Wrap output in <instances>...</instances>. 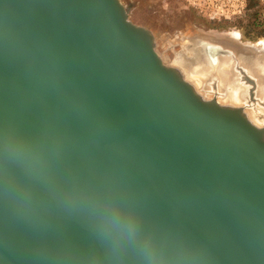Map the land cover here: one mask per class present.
Listing matches in <instances>:
<instances>
[{
    "label": "water",
    "instance_id": "water-1",
    "mask_svg": "<svg viewBox=\"0 0 264 264\" xmlns=\"http://www.w3.org/2000/svg\"><path fill=\"white\" fill-rule=\"evenodd\" d=\"M130 11L120 0H0V264H145L111 249L105 203L135 219L162 264H264V119L252 116L264 77L204 40L216 63L195 44L206 71L184 74ZM11 144L39 155L50 186Z\"/></svg>",
    "mask_w": 264,
    "mask_h": 264
},
{
    "label": "rangeland",
    "instance_id": "rangeland-1",
    "mask_svg": "<svg viewBox=\"0 0 264 264\" xmlns=\"http://www.w3.org/2000/svg\"><path fill=\"white\" fill-rule=\"evenodd\" d=\"M120 1L125 7L134 4L130 20L154 34L156 52L167 65L174 66L178 55L195 50V45H178L181 37L190 39L200 33L264 47V0Z\"/></svg>",
    "mask_w": 264,
    "mask_h": 264
},
{
    "label": "clouds",
    "instance_id": "clouds-1",
    "mask_svg": "<svg viewBox=\"0 0 264 264\" xmlns=\"http://www.w3.org/2000/svg\"><path fill=\"white\" fill-rule=\"evenodd\" d=\"M5 151L15 162L22 165L30 176L50 186L49 179L42 170L43 162L33 149L23 144H11L5 146ZM15 195L22 210H35L31 192L20 190ZM98 213L102 222V234L108 239L114 252L132 249L143 258L145 264H162L163 255L157 243L142 236L135 219L121 206L105 203L98 207Z\"/></svg>",
    "mask_w": 264,
    "mask_h": 264
},
{
    "label": "bare ground",
    "instance_id": "bare-ground-1",
    "mask_svg": "<svg viewBox=\"0 0 264 264\" xmlns=\"http://www.w3.org/2000/svg\"><path fill=\"white\" fill-rule=\"evenodd\" d=\"M182 38V37H181ZM189 39V38H188ZM204 40V41H210V42H216L220 43L223 47L233 50L235 53H237V56L239 57L240 61L244 66H246L249 71L252 72H260V77H264V55L256 54V47H251L247 45H241L235 41H232L229 39H224L217 37L214 34L210 33H200L194 36V38H190V43H193L194 45L196 41ZM264 43V42H263ZM193 49V48H192ZM173 65L178 67L184 74L190 73L191 71H197L205 72L206 68L202 64L200 55L194 51L193 53L189 52V55L187 56V53H183L180 56L178 55V58H175V61H173ZM223 83V84H222ZM226 79L224 78V73L221 70V95L226 93L225 88ZM198 84V83H197ZM207 90H209L208 87H206ZM236 88V86L234 87ZM252 116L256 120H263L264 119V106H258V108L254 109V112L252 113Z\"/></svg>",
    "mask_w": 264,
    "mask_h": 264
},
{
    "label": "flooded vegetation",
    "instance_id": "flooded-vegetation-1",
    "mask_svg": "<svg viewBox=\"0 0 264 264\" xmlns=\"http://www.w3.org/2000/svg\"><path fill=\"white\" fill-rule=\"evenodd\" d=\"M129 6H131V9L134 7V4H130L129 3L127 4ZM196 45H202L203 46V50H204V57L207 59V62L210 63V64H215L216 63V59H217V50L216 48H214L212 45L213 44H210L208 42L204 43H195ZM188 45H194V42L193 43H190L188 42Z\"/></svg>",
    "mask_w": 264,
    "mask_h": 264
}]
</instances>
